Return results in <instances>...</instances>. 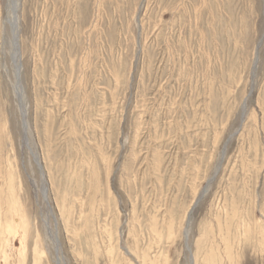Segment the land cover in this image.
<instances>
[{
    "label": "rangeland",
    "instance_id": "obj_1",
    "mask_svg": "<svg viewBox=\"0 0 264 264\" xmlns=\"http://www.w3.org/2000/svg\"><path fill=\"white\" fill-rule=\"evenodd\" d=\"M0 264H264V0H0Z\"/></svg>",
    "mask_w": 264,
    "mask_h": 264
},
{
    "label": "bare ground",
    "instance_id": "obj_2",
    "mask_svg": "<svg viewBox=\"0 0 264 264\" xmlns=\"http://www.w3.org/2000/svg\"><path fill=\"white\" fill-rule=\"evenodd\" d=\"M15 29V28H14ZM15 31H17V30H15ZM14 44H15V50H16V55H17V52H18V47H17V38H16V35H14Z\"/></svg>",
    "mask_w": 264,
    "mask_h": 264
}]
</instances>
